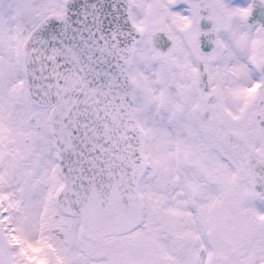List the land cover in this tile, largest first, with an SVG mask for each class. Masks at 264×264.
Instances as JSON below:
<instances>
[{
	"label": "snow or ice",
	"instance_id": "6c2138e0",
	"mask_svg": "<svg viewBox=\"0 0 264 264\" xmlns=\"http://www.w3.org/2000/svg\"><path fill=\"white\" fill-rule=\"evenodd\" d=\"M0 264H264V0H0Z\"/></svg>",
	"mask_w": 264,
	"mask_h": 264
}]
</instances>
